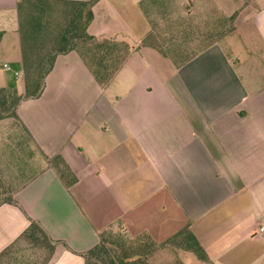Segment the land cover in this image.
Returning a JSON list of instances; mask_svg holds the SVG:
<instances>
[{
    "label": "crops",
    "instance_id": "crops-1",
    "mask_svg": "<svg viewBox=\"0 0 264 264\" xmlns=\"http://www.w3.org/2000/svg\"><path fill=\"white\" fill-rule=\"evenodd\" d=\"M21 1L0 0V59L25 82V92L16 83L17 119L0 121V173L17 202L0 203V264L18 263L31 219L53 245L46 264H86L103 232L157 244L148 264H264V0L235 11L219 0H97L94 40L57 54L29 98ZM45 1L27 51L49 29L48 13L92 0ZM216 7L222 24L243 16L262 53L231 60ZM153 36L207 43L166 54L145 44ZM180 55L188 58H171ZM114 66L101 84L94 71Z\"/></svg>",
    "mask_w": 264,
    "mask_h": 264
},
{
    "label": "trees",
    "instance_id": "trees-1",
    "mask_svg": "<svg viewBox=\"0 0 264 264\" xmlns=\"http://www.w3.org/2000/svg\"><path fill=\"white\" fill-rule=\"evenodd\" d=\"M96 1L97 0L72 3L74 4V7L67 12V23L65 24V27L61 28V32L58 34L57 47L54 51L39 60L38 68L37 70L35 69V76L32 72L33 67L31 65V57L27 51L28 38L30 36L33 38L32 34L41 27L37 14L40 12L43 13L45 5L49 2L45 0H22L18 3L24 45L26 79L25 97H36L39 94L57 54L66 52L68 49L79 47L82 43L94 40V38L87 33V28L93 20L92 7ZM2 37L3 33L0 32V41ZM121 63L122 60H120L118 65H121ZM118 68L119 66H114L113 71L102 72L100 70H95L94 73L97 80L101 84L106 85ZM21 100L22 97L18 94L15 82L11 83L9 87H0V121L5 119H17V109ZM52 164L57 167L59 175L64 180L69 171L67 165L60 157L53 159ZM4 201L17 204V202L11 197L5 198ZM39 234L45 236L46 240L49 241L43 225L39 221L31 219L30 226L24 232L23 238L30 240L38 237ZM101 237L102 239L99 245L83 254L86 264H96L92 261L99 257H102L103 264H148V255L151 251H154L157 248V244H154L147 238H134L132 240L133 242L121 250L124 254L116 258L112 257L110 253V251H112L111 249L114 247L111 242L115 241L119 235H114L111 232H103ZM193 249L199 258H207L205 252L197 241Z\"/></svg>",
    "mask_w": 264,
    "mask_h": 264
},
{
    "label": "rangeland",
    "instance_id": "rangeland-1",
    "mask_svg": "<svg viewBox=\"0 0 264 264\" xmlns=\"http://www.w3.org/2000/svg\"><path fill=\"white\" fill-rule=\"evenodd\" d=\"M219 2H225L228 4V9L235 11V9H238L240 6H243V2L241 0H219ZM216 2V4H217ZM56 7V6H55ZM60 7V6H59ZM63 7V6H62ZM222 7V6H220ZM61 8V7H60ZM65 9L61 8L58 10H54L50 13H48L47 16L44 18L48 20L49 24V29L42 34L41 40L39 41L37 47L33 46L31 50L30 47H28V54L31 57V65L33 67L32 72L34 73L35 76V71L38 68V62L44 56L48 53H51L52 51L55 50V48L58 45V34L61 32V28L65 27V24L67 23V16L65 14ZM214 12L216 13V20L217 24L216 27L217 29H220L222 32L217 33L216 38L220 39L221 43L225 47L227 53L229 54V57L231 60L234 62H245L246 59H249V51H259L262 53L261 49V44L259 43L258 40L252 38L251 36V31L249 27L246 25V21H244L243 16L238 17L236 19L238 22L234 21L231 22L229 21V17L226 19V21L223 23L221 21L219 16V9L217 7L214 9ZM241 13H238V15ZM221 22V23H220ZM225 31H223L224 29ZM221 27V28H220ZM223 29V30H222ZM13 33H9V38L7 40V43L12 42L11 37ZM188 37V36H187ZM190 37V35H189ZM188 37L187 39H180L179 41L177 40H165V41H159L155 40V37L149 38L145 44L154 43L157 44L159 43L163 49H165L164 53L169 54V53H174L175 49H179L182 47V45H185L182 51H180L179 54L181 53H188L189 51L192 52V50H195L198 47H201L203 43H207V41H195V40H190ZM158 37H156L157 39ZM188 44H193L194 46H186ZM144 46V45H143ZM176 46V47H175ZM11 48L9 49L8 53L6 54L7 57L11 58L13 57V53L11 52ZM172 59L176 60L177 62L179 61H184L188 57L185 55H180L176 57H171ZM7 64L12 67V71H8L5 68H3V64L5 63V60L0 59V83H5L3 84L4 86L9 85L11 83H17L18 87L22 92H25L24 89V80L22 79V74L18 79H16L14 72L18 71L21 72V68L18 65H13L10 64L9 60H6ZM54 65V63H53ZM239 68V66H237ZM36 69V70H35ZM49 73L47 74V76ZM46 76V77H47ZM48 79V78H47ZM46 80V78H45ZM52 80V79H48ZM2 81V82H1ZM6 120V119H5ZM2 121V120H1ZM19 127V126H16ZM10 186H8L5 181L2 179L1 173H0V203L2 200H4L7 197H10L8 192H9ZM133 238H129L128 236H121L115 241L111 242L113 243V248L110 251L112 257H118L124 252H121L123 248H125L128 244H130ZM24 242H22L20 245H17L14 249H16V254L14 255L17 257L18 263L17 264H46L47 258L49 257V252L51 249V244L49 241L46 240L45 236L42 234H39L38 237L32 238V239H23ZM179 244V243H178ZM92 262H95L96 264H103V259L102 257L95 258L93 259Z\"/></svg>",
    "mask_w": 264,
    "mask_h": 264
},
{
    "label": "built area",
    "instance_id": "built-area-1",
    "mask_svg": "<svg viewBox=\"0 0 264 264\" xmlns=\"http://www.w3.org/2000/svg\"><path fill=\"white\" fill-rule=\"evenodd\" d=\"M4 68L6 69V70H8V71H12L13 69H12V67L10 66V65H8V64H5L4 65ZM14 75L16 76V77H18L19 76V72H14ZM260 233L261 234H264V227H261L260 228Z\"/></svg>",
    "mask_w": 264,
    "mask_h": 264
}]
</instances>
